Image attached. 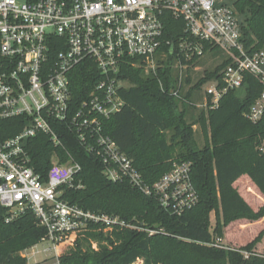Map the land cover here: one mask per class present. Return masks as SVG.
I'll list each match as a JSON object with an SVG mask.
<instances>
[{"label":"built area","instance_id":"1","mask_svg":"<svg viewBox=\"0 0 264 264\" xmlns=\"http://www.w3.org/2000/svg\"><path fill=\"white\" fill-rule=\"evenodd\" d=\"M234 2L0 0V123L24 122L23 130L10 138H4L0 128V208L6 211V222L32 212L38 225L47 230L41 243H52L57 259L59 246L71 234L92 225L136 229L119 217L88 211L62 199L61 188L73 187L82 172L73 158L65 164L55 161L47 181L36 173L28 141L44 134L55 147H62L55 128L58 124H66L77 134L101 161L111 182L130 183L144 195L156 197L162 208L174 215L193 209L199 196L192 181V163L175 164L150 187L133 160L104 134L103 124L125 106L121 91L131 85L123 78L124 68L133 66L143 69L146 76H157L158 69L164 67L160 61L167 55L159 50L166 14L185 25L172 66L177 71L172 95L182 99L186 87L189 66L182 58L186 62L201 59L210 52H206L209 45L223 53L227 65L219 78L201 88L204 104L192 105L215 109L227 93L244 89L245 76L252 75L263 91L247 117L259 122L264 115V50L251 53L246 49ZM158 54L161 59L156 58ZM87 61H92L99 80L85 99L77 101L73 72Z\"/></svg>","mask_w":264,"mask_h":264},{"label":"trees","instance_id":"2","mask_svg":"<svg viewBox=\"0 0 264 264\" xmlns=\"http://www.w3.org/2000/svg\"><path fill=\"white\" fill-rule=\"evenodd\" d=\"M234 7L241 19L246 49L251 53L264 50V0H235ZM164 26L159 50L161 55H167L165 61H160L164 67L158 69L157 76H146L143 69L133 66L124 68L123 78L131 85L121 91L125 106L104 121L103 132L133 160L150 187L175 164L192 163V181L199 202L178 216L164 210L156 197L144 195L130 183L111 182L101 161L77 134L66 124H58L55 128L62 147H55L44 134L28 141L27 151L36 173L47 181L55 161L65 164L73 158L82 172L73 187L61 188L62 199L88 211L119 217L136 227L108 229L92 225L71 234V245L58 255L59 264H135L138 260L143 264H264V255L255 251L264 240V230L240 248L217 244L224 241V231L232 223H254L264 218V207L257 210L237 189L239 184H247L264 198V115L257 123L247 117L263 86L252 75H246L243 97L240 91H230L217 108L197 109L192 105L196 94L206 83L219 78L227 65L223 60L214 70L205 71L188 92L183 91L182 99L173 96L172 66L178 41L185 36V25L166 14ZM209 51L214 58L219 55L217 49L206 45ZM182 61L189 66L184 83L191 86V70L200 65V58ZM73 74L74 95L82 101L99 75L92 61ZM196 111L200 112L197 117L192 113ZM198 125L205 138L202 148L195 139L194 127ZM0 128L4 138H10L23 130L24 122L2 121ZM5 215L0 208V264H28L24 252L39 245L47 230L38 225L32 212L11 223L6 222Z\"/></svg>","mask_w":264,"mask_h":264},{"label":"rangeland","instance_id":"3","mask_svg":"<svg viewBox=\"0 0 264 264\" xmlns=\"http://www.w3.org/2000/svg\"><path fill=\"white\" fill-rule=\"evenodd\" d=\"M243 22L245 21V18L242 17ZM218 56L214 58L215 54L213 52H209L206 54L205 57L200 59V65H196L191 70V78L193 80V83L191 86H186L184 92H188V90L201 78L204 76L205 71H212L214 70L222 60H224V55L222 52H218ZM157 59H161V55H157ZM174 71V75H177V71ZM209 85V83L205 84L204 87L206 88ZM240 96H244L245 90L242 89L238 93ZM196 99L194 103L198 104H204V95L202 91H199L196 94ZM197 109L201 110L202 108L196 107ZM197 117L199 115V111L192 112ZM195 131V139L198 143V145L202 148L205 145V138L204 134L202 132L201 127L198 125L194 127ZM240 194L251 204L256 206L257 210L264 207V198L260 196V194L253 189L251 186L247 184H239L237 187ZM213 225L215 224V216L212 215L211 217ZM264 230V218L258 222H249L247 220H238L231 225H229L225 229V238H224V246H231L232 248H240L242 246H245L252 242L261 231ZM253 237H251L253 234H255ZM251 237V238H249ZM247 238H249L246 242ZM73 240V236L68 238L66 241H64L59 246V254H61L63 251L67 250L69 246L71 245ZM222 244V243H220ZM223 245V244H222ZM53 244L50 242L40 243L35 248L29 249L24 252V256L28 259V264H59L57 255L55 250L53 249ZM45 250H48L45 252ZM255 251L260 254L264 255V240L257 245L255 248ZM248 256V255H246ZM140 264V263H137Z\"/></svg>","mask_w":264,"mask_h":264}]
</instances>
